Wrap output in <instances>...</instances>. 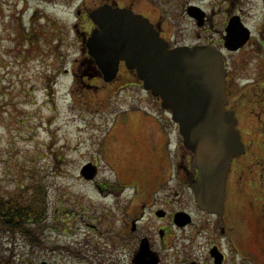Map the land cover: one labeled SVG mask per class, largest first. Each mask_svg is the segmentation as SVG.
I'll list each match as a JSON object with an SVG mask.
<instances>
[{
  "label": "flooded vegetation",
  "instance_id": "af4514ba",
  "mask_svg": "<svg viewBox=\"0 0 264 264\" xmlns=\"http://www.w3.org/2000/svg\"><path fill=\"white\" fill-rule=\"evenodd\" d=\"M104 5L126 8L147 19L170 49L208 47L222 53L228 73L226 108L235 113L245 152L232 161L223 214L209 213L196 202L191 184L199 179V171L192 152L181 140L173 148L166 138L153 141L152 135L148 140L131 142L127 139L130 130L126 128L124 134L119 119L131 122L138 116L141 120V115H146L144 111L102 109L109 112L103 121L112 123L108 136L115 135L109 157L115 159L118 151L125 161L130 159L127 157L133 150L126 148L127 140L143 167L132 162L140 177L138 185L97 183L98 197L111 203L100 202L102 228L101 224H88V237L100 235L104 245L98 243L97 252L76 250L74 259L81 264H264V155H258L261 149L264 154V141L259 139L264 136V0H99L95 7L77 11L79 21L74 27L81 39L82 58L75 60L72 70L65 73L73 77L75 84L102 90L107 100H114L120 91L141 85L142 81L123 59L118 61L114 78L106 80L105 71L90 55L89 38L100 30L90 13ZM108 42L111 44V37ZM104 44V40L99 44L100 50ZM239 54L241 58L237 57ZM112 58L114 55L107 53L102 62L113 66ZM240 66L255 67L256 78L238 94L233 68ZM252 90L260 91L256 101ZM157 122L164 133L167 122ZM173 125L177 126L174 122ZM150 164L157 169L149 180L145 171ZM99 176V169L93 179L82 175L92 183ZM170 181L175 183L171 190ZM152 183L154 188L150 187ZM129 189L132 192L125 197ZM179 214H183L180 223ZM40 233L39 228L37 234L42 237Z\"/></svg>",
  "mask_w": 264,
  "mask_h": 264
},
{
  "label": "rangeland",
  "instance_id": "374dc122",
  "mask_svg": "<svg viewBox=\"0 0 264 264\" xmlns=\"http://www.w3.org/2000/svg\"><path fill=\"white\" fill-rule=\"evenodd\" d=\"M98 3L99 0H0V192L12 196L39 186L36 199L44 193L46 204V217L38 227L42 247L34 246L21 235L0 234V255L13 254L14 264H81L74 259L76 250L97 252L98 243L104 245L100 235L88 237V224H101L102 228L100 202L111 203L98 197L97 183H121L125 187L139 184L140 177L132 162L143 165L131 143L125 140L126 148L133 150L127 157L130 159L125 161L118 151L115 159L109 157L115 135L108 136L112 123L103 121L104 114L109 112L102 109L144 111L146 115H141V120L138 116L131 122L119 119L123 133L126 128L130 130L127 139L131 142L145 141L152 135L153 141L166 138L173 148L182 139L170 113L142 85L124 89L114 100H107L102 90L75 84L73 77L65 73L72 70L75 60L82 58L81 39L74 27L79 21L77 11ZM28 27L47 33L44 36L40 33V44L32 53L20 39ZM233 69L239 94L245 84L256 78V69L252 66ZM259 92L252 90L255 101ZM160 119L167 122L164 133L157 122ZM259 139L264 141V136ZM258 155H264L262 149ZM88 163L100 170L94 183L81 175L82 167ZM153 166L150 164L145 171L149 180L157 169ZM153 185L150 187L154 188ZM174 186L170 181V190ZM131 192L129 189L124 196H130ZM119 221L122 222L120 218ZM251 231L249 227V239Z\"/></svg>",
  "mask_w": 264,
  "mask_h": 264
},
{
  "label": "water",
  "instance_id": "95a60500",
  "mask_svg": "<svg viewBox=\"0 0 264 264\" xmlns=\"http://www.w3.org/2000/svg\"><path fill=\"white\" fill-rule=\"evenodd\" d=\"M91 17L100 30L89 39V52L106 80L115 76L121 59L137 70L144 88L171 111L184 146L194 155L199 179L191 188L198 206L222 215L231 163L245 152L235 113L226 108L228 73L222 53L207 47L169 49L147 19L128 9L105 5ZM107 53L114 55L113 66L102 62ZM82 173L93 179L97 169L87 164ZM182 219L179 214L177 221Z\"/></svg>",
  "mask_w": 264,
  "mask_h": 264
},
{
  "label": "trees",
  "instance_id": "16d2710c",
  "mask_svg": "<svg viewBox=\"0 0 264 264\" xmlns=\"http://www.w3.org/2000/svg\"><path fill=\"white\" fill-rule=\"evenodd\" d=\"M22 26L19 27V35L22 32ZM40 33L42 36L47 33L41 32L35 28L31 30L26 28L21 36L24 46L29 45L28 52H34L40 44ZM35 187V186H34ZM41 187L37 186L34 190L19 191L12 196L4 195L0 192V234H8L16 237L21 235L25 240L34 246L41 245L38 238L37 230L45 219V198L37 200L36 197L40 193ZM0 264H14V255H0Z\"/></svg>",
  "mask_w": 264,
  "mask_h": 264
}]
</instances>
